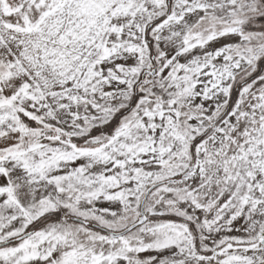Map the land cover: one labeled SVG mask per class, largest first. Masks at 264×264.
I'll list each match as a JSON object with an SVG mask.
<instances>
[{"label":"snow or ice","instance_id":"1","mask_svg":"<svg viewBox=\"0 0 264 264\" xmlns=\"http://www.w3.org/2000/svg\"><path fill=\"white\" fill-rule=\"evenodd\" d=\"M0 264H264V0H0Z\"/></svg>","mask_w":264,"mask_h":264}]
</instances>
